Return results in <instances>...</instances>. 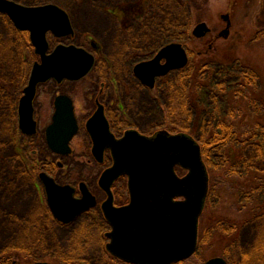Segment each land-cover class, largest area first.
Masks as SVG:
<instances>
[{"label": "rangeland", "instance_id": "374dc122", "mask_svg": "<svg viewBox=\"0 0 264 264\" xmlns=\"http://www.w3.org/2000/svg\"><path fill=\"white\" fill-rule=\"evenodd\" d=\"M10 1L29 7L56 5L62 8L70 16L75 33L55 40V45L60 42L93 52L99 57V65L97 71L83 81H64L62 84L50 81L39 87L35 109L36 118L41 122V133L38 138L28 137L16 128L19 117L14 108L18 111L23 90L40 57L31 43L30 34L18 30L11 19L0 12V254L21 244L35 246L44 242L52 248L56 261L68 257L100 261L102 252L95 243L101 233L104 237L105 232H110L108 223L97 226L84 217L76 224L63 226L52 219L54 222L46 227L41 219L39 206H46L47 200L39 175L46 168L44 158L51 152L43 131L54 112L53 98L69 94L75 100L79 117L90 115L97 101L106 104L112 101L113 106L123 107L118 110L124 119V123L118 124L120 133L132 123L146 134L168 131L192 136L202 147L214 189L210 203L200 217L202 248L192 260L196 264H205L210 259L225 257L229 264H245L241 254L252 250L264 221L253 218L239 229L242 214L238 212L241 207L238 189L228 191L216 178H222L228 170L237 174L228 153L232 151L240 160L244 152L249 151L241 148L242 140L264 141V0H196L197 4H192L191 8L181 0ZM136 8L147 11L141 13ZM130 9L139 15L131 21L125 14ZM228 15L230 23L226 20ZM201 25L207 31L203 36H197L195 30ZM228 29L229 37L220 36ZM93 41L101 47L99 52L92 46ZM172 44H180L188 50L187 63L181 73H193L191 101H173L174 79L179 73L160 81L159 89L164 92L151 91L153 99L146 91L132 96L129 82L135 83L130 76L134 62ZM183 78L181 76L179 81L182 91L188 82ZM176 106L180 107L179 111ZM224 114L226 118L222 117ZM222 119L238 131L227 132L221 128L224 127ZM257 123L260 129H257ZM217 127L223 129L219 136ZM249 128L255 132H248ZM256 133L261 136L256 137ZM224 138L228 143L218 146ZM87 141L84 132L78 135V140L72 144L77 154L73 165L68 159L61 160L66 166L64 171L55 166L54 179L72 183L78 190L81 183H88L98 196L100 206L107 196L99 186V180L113 162L106 158L104 164H99L83 157L90 149ZM49 159L54 160V157ZM259 163L264 162L260 159ZM177 168L182 177L187 174V170ZM122 184L126 186L119 194L124 196L127 204V180ZM223 222L237 226L223 229ZM211 228H214L212 233Z\"/></svg>", "mask_w": 264, "mask_h": 264}, {"label": "water", "instance_id": "95a60500", "mask_svg": "<svg viewBox=\"0 0 264 264\" xmlns=\"http://www.w3.org/2000/svg\"><path fill=\"white\" fill-rule=\"evenodd\" d=\"M0 12L6 14L15 27L30 34L40 61L36 62L20 101V129L24 134L36 133L34 100L40 84L51 79L78 81L85 78L95 65L93 54L76 46L59 45L49 53L47 36L57 38L73 35L69 15L56 5L29 7L10 0H0ZM201 25L195 35L203 36ZM162 60L166 64L162 65ZM187 55L179 44L164 48L151 62L136 67L139 77L149 79L153 86L157 76L181 69ZM93 140L92 152L103 163L110 152L113 165L99 180L107 199L101 208L111 231L108 251L131 264H173L190 259L197 250L199 221L206 205L209 175L200 144L190 135L158 132L145 136L136 130L127 131L117 139L109 129L100 107L87 124ZM52 152L68 156L70 143L78 133L74 104L70 97L56 99L53 122L47 129ZM187 170L181 177L176 168ZM121 177L128 178L129 204L115 206L112 188ZM48 205L59 222L68 224L82 213L97 206L96 197L85 183L80 185L82 199H75L76 189L61 186L41 174ZM43 264V263H38ZM205 264H228L223 258H213Z\"/></svg>", "mask_w": 264, "mask_h": 264}, {"label": "flooded vegetation", "instance_id": "af4514ba", "mask_svg": "<svg viewBox=\"0 0 264 264\" xmlns=\"http://www.w3.org/2000/svg\"><path fill=\"white\" fill-rule=\"evenodd\" d=\"M136 10L141 11V13L144 11L143 9H139V8H136ZM146 11H144V12L146 13ZM125 14H126V18L128 17L129 21L136 19L139 16L137 13H135V12L133 13L131 9L125 11ZM225 17L226 16H224V18ZM226 20L228 23H230V16L229 15L227 16ZM70 21H71V18H70ZM128 24H129V22H128ZM71 25H72V22H71ZM72 28H73V25H72ZM73 31H74V28H73ZM74 33H75V31H74ZM74 33H73V35H74ZM73 35H71V36H73ZM229 35H230V30L228 29V30H223L220 36L229 37ZM71 36H68V37H71ZM68 37H65V38H68ZM65 38H57V37L53 36L52 34H49L47 36L49 47H50L49 53L53 52L59 45L73 46V45L61 44L60 42L57 45H55V40H62ZM92 46L95 47L96 49H98V50H96L97 52L100 51L101 47L99 45L97 46L95 41L92 42ZM167 46H169V45H164L160 49L154 50L151 53V55H149V53H148L145 57L138 59L137 61L134 62V66L132 68V71L130 72V76L132 77V79L134 80L135 83H132V81L129 82V90H130V94H132V96H134L135 93H137L136 96H139V94L142 95V92L146 91L147 96L150 99H153V97H152L153 94L151 93V91L156 89V90H159L160 92H162L159 89L160 81L163 82L165 79H169V77H172V76L173 77L177 76V74L179 73L177 76L178 78L176 77L174 79L175 86H173L174 87L173 88V101L174 102H180V101L190 102L191 101L190 88H191V84H192V80H193V73L192 72L185 75V74L181 73V69H173V70L169 71L166 75L157 76L154 80L153 86H150L149 79H147V78L143 79V78L139 77L137 72H136V67L138 65H140L142 63L151 62ZM78 48H80V47H78ZM183 48L186 50L187 56H189L188 50L184 46H183ZM88 52H90V51H88ZM91 54H93V52ZM93 55L95 57V65H94L93 69L91 70V72L85 78L78 80V81H74V82L83 81V80L87 79L94 70L97 71V66L99 65V57L96 56L95 54H93ZM161 64L162 65L166 64V61L162 60ZM207 69H208L207 73L209 75L210 70H209V68H207ZM181 76L185 78V79L183 78L184 79L183 81H188L187 83L184 84L185 86H184L183 91L181 89V84H179V81L181 80ZM50 81H55L58 84H62L64 81H72V80H64L63 82L59 83L57 80L51 79V80L47 81L46 83H48ZM110 83L112 84V86H114L113 81H111ZM43 84H45V83H43ZM27 85H26V87H27ZM41 85L42 84H40L37 88L36 98H35L34 104H33L34 120L36 122V133L33 135L25 134L28 137L38 138L39 133H41V122H40V120H38L36 118V109H35V107H36L35 103L37 100V92H38V89ZM102 85H105V84L103 83ZM25 88H24V90H25ZM163 89H164V87H163ZM24 90H23V95H24ZM133 92H134V94H133ZM23 95H22V97H23ZM61 95H66V96L70 97L73 101L75 118H76L77 124H78V133L73 138L72 142L70 143V147L72 149V153L70 155H68V156L58 155V154L52 152V150H51V152L44 158V163H45L46 168L42 172L44 174H46L47 176L53 178V179L55 178L54 177L55 166H57L59 168V170L64 171V167L66 165L63 164L61 162V160L68 159L70 162L69 164L73 165L77 154L74 152V150L72 148V144L78 140V135L80 133L84 132V134L86 135V137L88 139L87 144H89V146H87V147L90 148L89 152L86 155H83V157L87 156L91 159V162L92 161L98 162L97 158L94 156V154L92 152L94 144H93V140H92V138L88 132L87 124H88L89 120L94 116V114L98 111V109L100 107L104 108V115L108 121L110 132L117 139L123 138L125 133L127 131H131V130H136L140 134L145 135V136H153L159 132L158 131V132H155L153 134H146L137 125H132V123H130L131 124L130 127H128L126 130H124L123 133L122 132L120 133V128H119L118 124H120V121L121 122L123 121V123H124V119L121 118L120 112L118 110H120V111H121V109L123 110V107L120 109V107L117 106V104H115L113 106L111 103L112 101H110V103H108V104L103 103V102L101 103V102L97 101L96 105L94 106V110L92 113H90V115H88L87 117H79L77 112H76V105H75L74 98L69 94H59V95L55 96L52 100L51 105H52L54 112H53V115L51 116L50 122L47 124L46 128L43 131L44 132L43 136H44V139L46 141L47 147L49 149H50V147L48 145L47 129L53 122V116L56 112V99H57V97H59ZM181 99H183V100H181ZM185 106L186 105H184V103H183V107H185ZM19 110H20V102L18 105V111H16V107H15L14 113L18 112L19 121H18V127H16V128H18L21 131ZM176 110L179 111L180 107L176 106ZM222 117L226 118L225 114ZM236 117H238V116H236ZM222 122H224V124H226V126L223 124L224 127H221V128H223L227 132H233V131L237 132L238 131V130L235 131V129H234L235 126L228 125L226 120L222 119ZM222 122H220V123H222ZM217 126H218V124H217ZM223 129L221 130V129H218V127L216 128L218 136L222 134ZM257 129H260V127H257ZM160 132H162V131H160ZM248 132H255V129H253V131H252V128H249ZM177 134H179V133H177ZM212 134L213 133H211V135ZM90 139H91V141H90ZM224 139L225 140L222 139L220 141V143H218V146H223V145H225V143H228V140L226 138H224ZM211 146H212V144H211ZM240 146H241V148H243L245 150L249 149L248 152L247 151L244 152V156L241 157L240 160L235 157V155L232 151L228 153L229 157L233 159L232 168L234 170L236 169L237 174H236V172L234 173L233 171L228 170L223 174L222 178H220V179L216 178V181L220 182L228 191L233 192L235 190V188L238 189V196L240 198L239 199L240 200L239 205H241V207L239 208L240 211H238V212L242 214V218L245 217L242 219L241 222H239V225H238L239 229L242 225L249 223V221L253 220L252 216H250L249 213H252L253 211L254 212L256 211L259 213L261 212V210H262L261 206H260L261 198L264 199V179H263V183H261V175H260L261 173L260 172L262 171V166H261V163H259V161H260V156H259L260 152L258 149L259 144L256 143V141L251 142L250 139H247L246 141L242 140L240 143ZM251 146H252V148H250ZM48 156L54 157V160H50ZM223 157L224 156H222L221 158H223ZM106 158H108V160L113 162L112 155L108 151L105 152V154H104V162L106 161ZM203 158H204V162L206 164L207 170L209 172V177H210V179H209V190H208V195H207V199H206V206H205V208H207L208 202L210 201V197H211V194L213 193L214 189L212 188L213 179H212V175H211V169L209 168L207 161L205 160L204 154H203ZM104 162H103V164H104ZM239 165H241V166H239ZM238 167H241V168L239 169ZM176 172L178 175H180L178 170H176ZM43 173H40L39 180H40V182H41V184L45 190V187H44L42 179H41V174H43ZM54 180L56 181V183L58 185H61V186H66V184H67V183H63L57 179H54ZM85 184L89 188L90 192L96 197L97 206L86 211V212H84V213H82L80 216L76 217L72 222H70L68 224L61 223L55 219V217L53 216L52 210L48 205V197H47L46 190H45L47 205L44 207H43V205H40L39 207L41 209L40 210L41 211L40 212L41 213V219H43L44 223L46 224L45 225L46 227H48V225H51L54 222L53 220H55L56 222L60 223L63 226H69V225L76 224L80 219H83L84 217L94 221L97 226H99L100 224L104 225L105 223H108L106 218H105V215L103 213L101 206L98 205V199H97L98 196L95 194L94 191L91 190V186L88 185V183H85ZM67 185H70L76 189L75 199H77V200L82 199V194H81L80 190H78V188L75 187L76 185H72V183L67 184ZM79 188H80V186H79ZM128 190L129 189H127V193L129 195ZM113 194H114V190H113ZM114 201H115L114 202L115 206H117V207L125 206V205L117 204V199H116L115 194H114ZM243 214L247 215V216H244ZM212 219H214V217H212ZM223 224H224L223 229L224 228H231L232 229V228H235L237 226V225H235V227H234V226L228 225L230 223H226V222H223ZM110 230H111V227H110ZM210 232L211 233L214 232V228H211ZM102 234L103 233H101V237H98V239H96L98 241H97V243H95L97 246H99V249L102 252V254H100V256H101L100 261L103 259V264H131V263H128L126 261H123V260L117 258L116 256H114L113 254H111L108 251L107 245L110 242L109 238L106 237V235L108 233L105 232L104 237ZM201 242H202V239L199 238V243H198V248L196 250V253L190 259L185 260V261H181V262H177V263H173V264H196L194 262V260H192V259L194 256H196L197 251L202 248ZM18 244H20V243H18ZM53 255H54V253H52V248L48 247V244H45L44 242H40L39 244H35V246H34V244H31V243L21 244V246L13 247V249L8 250L7 253L0 254V264H38V263H43V264H100V261H97L95 259H88V261L87 260H74V257H68L67 259L64 258L63 261H56V260H54L55 257ZM223 259L227 262V259L225 257Z\"/></svg>", "mask_w": 264, "mask_h": 264}, {"label": "trees", "instance_id": "16d2710c", "mask_svg": "<svg viewBox=\"0 0 264 264\" xmlns=\"http://www.w3.org/2000/svg\"><path fill=\"white\" fill-rule=\"evenodd\" d=\"M180 2L181 3L185 2L184 4H187L189 6V8H191L192 4H197L196 0H181ZM189 14H191L190 10H189ZM25 38H26V36H25ZM27 42H28L29 46H31L28 38H27ZM256 125H257V127H261L260 124H258V123ZM254 135H255V133H254ZM260 136H261V133H256V137L259 138ZM250 141L253 142V138H250ZM256 143L259 144V148L258 149H259V152H260V157H261L260 159H262L263 162H264V152H263L264 151V141L263 140H261L260 142L256 141ZM261 166H262V171L260 172L261 173L260 175H261V183H263V179H264V163ZM178 172H179V170H178ZM124 181H126L125 178L120 179L115 184V186L113 188L114 194L116 195L117 204H119V205H125L126 204L125 203L126 199L124 198V196L119 194L120 190L123 193V190H124V188L126 186V185L122 184ZM120 182H122V183H120ZM120 185H122V189H119ZM127 199H128V195H127ZM260 206H261V209H262L260 213L256 212V211L255 212L253 211L252 213H249V215L252 216V218H256V219L261 218L264 221V199L263 198H261ZM244 216H247V215H244ZM243 218H245V217H243ZM241 259H242L243 262H246L245 264H264V226L262 228V231H260L259 236L257 238V241H256V243H254L252 250L249 251L248 253H242L241 254Z\"/></svg>", "mask_w": 264, "mask_h": 264}]
</instances>
